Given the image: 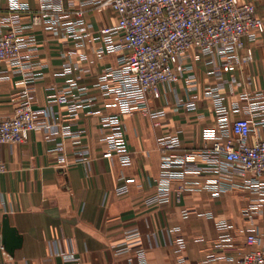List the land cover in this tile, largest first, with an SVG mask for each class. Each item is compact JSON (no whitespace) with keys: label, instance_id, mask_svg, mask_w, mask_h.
<instances>
[{"label":"crops","instance_id":"0c3cea01","mask_svg":"<svg viewBox=\"0 0 264 264\" xmlns=\"http://www.w3.org/2000/svg\"><path fill=\"white\" fill-rule=\"evenodd\" d=\"M44 1L0 0V21L19 4L29 8L23 18V24L29 26L31 14L39 13ZM241 1L253 3L264 21V0ZM46 2L63 24L78 20L83 24L73 36H65L61 28L47 30L43 23L28 31L35 36L39 64L35 70L38 79L31 89L32 104L35 109H46L68 83H76L73 94L78 98L69 105L54 106L51 113L61 127L84 131L82 143L89 162H75L79 145L73 139L62 134L48 138L41 130L32 132L25 144L4 147L7 169L0 175V264H73L66 260L70 255L87 264H237L251 249L247 234L255 227L264 234V215L251 222L243 214L251 201L248 197L235 191L220 197L207 190L179 194L181 184L175 182L168 202L147 205L146 201L159 191L163 173L157 145L160 137L178 133L182 151H192L212 145L214 140L206 137L207 131L219 135L214 100L208 94L211 87L219 89L231 122L246 116L243 95L264 91V34L256 43L246 42L254 50V59L234 72L212 68L204 59L189 55L186 62L194 67L196 92L188 93L183 81L175 85V92L162 86L161 97L148 101L150 112L122 115L131 160L123 165L118 156H104L109 146L103 140L102 120L118 115L120 107L98 86L106 69L117 67L118 53L100 54L98 49L105 46L99 39L101 30L115 27L118 15L110 8L99 10L94 0ZM25 80L0 64L1 117H11L25 99ZM77 88L86 91L81 94ZM193 96L197 97L196 109L179 105ZM71 104L80 106L76 115L70 112ZM235 105L240 106L239 112ZM152 112L161 116L153 118ZM60 157L67 160L65 168L59 164ZM121 177L128 179L124 195L116 193ZM5 217L22 238L13 253L2 243ZM222 220L232 226V241L223 246L218 242L221 233L217 227ZM132 230L141 235L144 260L136 252L138 247L117 252ZM180 241L184 247L178 252Z\"/></svg>","mask_w":264,"mask_h":264},{"label":"built area","instance_id":"2783aa9c","mask_svg":"<svg viewBox=\"0 0 264 264\" xmlns=\"http://www.w3.org/2000/svg\"><path fill=\"white\" fill-rule=\"evenodd\" d=\"M44 2L39 13L31 14L29 26L23 24L29 8L19 4H14L11 14L0 21V64L24 76L27 83L25 99L14 114L6 118L0 116V175L7 169L2 157L4 147L27 143L30 134L37 130L43 131L48 138L62 134L64 138L73 139L79 145L75 162H89V152L82 143L84 131L72 132L61 127L51 113L54 106L69 105L71 99L78 98L79 95L73 94L76 83H68L61 95L49 100L46 109H35L32 104L31 89L38 79L35 70L39 64L35 59L37 42L28 31L33 25L43 23L47 30L61 28L62 34L73 36L76 28L83 24L81 20L63 24L46 0ZM94 3L99 10L110 8L118 15L115 27L101 30L99 39L105 46L98 49L100 54L104 51L118 53L117 67L106 69L98 86L103 87L105 95L120 107L118 115L102 120V128L106 131L103 140L109 146L104 156H118L123 165L131 160L122 115L150 112L148 101L161 97L162 86L175 92V85L183 81L188 93L196 92L195 70L186 62L189 55L193 54L197 60L204 59L212 68L223 67L234 72L254 59V50L247 47L246 42L256 43L264 34V21L257 16L255 5L241 0H94ZM77 90L81 94L86 91L85 88ZM208 94L214 100L219 135L214 130L207 131L206 137L214 140L212 145L192 151H182L178 133L160 137L157 145L162 154L163 173L158 181L159 191L146 204L168 202L175 182L181 184L179 194L207 190L214 197H220L235 191L251 200L243 214L253 222L264 215V91L243 95L246 116L233 122L219 89L211 87ZM196 102L197 97L193 96L185 103L179 101V105L194 110ZM71 105L70 112L76 115L80 106ZM235 111H240L239 105H235ZM151 116L159 118L161 113L152 112ZM59 164L63 168L68 165L64 157L59 158ZM127 183L128 179L120 178L116 188L118 195L128 193ZM252 196L255 198L251 199ZM217 227L221 233L219 244H229L231 224L222 220ZM140 238L137 230L128 231L117 252L127 253L138 247L136 252L144 260ZM246 242L251 249L242 254L237 264H264V234L260 228H253ZM179 247L178 252L184 247L182 241ZM66 260L87 264L73 255ZM180 261L183 263L185 259L180 257Z\"/></svg>","mask_w":264,"mask_h":264},{"label":"water","instance_id":"95a60500","mask_svg":"<svg viewBox=\"0 0 264 264\" xmlns=\"http://www.w3.org/2000/svg\"><path fill=\"white\" fill-rule=\"evenodd\" d=\"M2 243L10 253H13L22 243L21 236L15 228L11 227L8 217H5L3 222Z\"/></svg>","mask_w":264,"mask_h":264}]
</instances>
